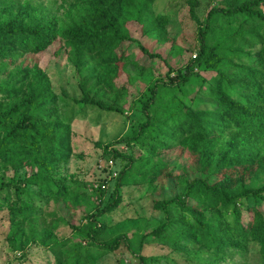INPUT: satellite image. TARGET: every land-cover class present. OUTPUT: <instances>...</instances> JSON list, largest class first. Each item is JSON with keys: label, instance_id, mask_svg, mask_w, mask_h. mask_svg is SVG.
<instances>
[{"label": "trees", "instance_id": "1", "mask_svg": "<svg viewBox=\"0 0 264 264\" xmlns=\"http://www.w3.org/2000/svg\"><path fill=\"white\" fill-rule=\"evenodd\" d=\"M155 1L0 0V210H7V246L20 258L32 244L62 249L68 242L56 230L67 226L79 234L73 238L79 236L85 253L71 263L62 258L55 264H98L104 255L121 246L131 249L134 242L138 251L158 244L190 263L240 259L264 264V0L213 6L202 19L200 2L185 0L198 45L194 57L175 71L137 38L167 40L169 16L154 12ZM58 2L62 12L53 7ZM55 44L80 77L76 104L123 113L134 103L128 97L144 88L137 96L143 119L129 134L97 144L121 168L114 178L106 176L83 189L59 173L72 155V116H61L58 106L68 97L52 90L37 64L25 63L27 55ZM125 44L163 61L165 74L146 73L129 60ZM120 63L123 72L128 64L135 68L132 79L119 82ZM202 72L212 73V79ZM132 80L142 83L139 89ZM175 150L193 157L199 176L187 181L180 195L152 201L163 218L149 231L140 226L141 218H129L105 238L111 230L106 219L122 202L123 188L153 190L161 176L171 175L164 153ZM102 171L110 173L106 164ZM110 180L113 189L107 193ZM90 194L94 206L83 212L82 228L58 210L49 212L47 220L35 205L44 197L76 209ZM162 258L140 255L139 261L160 264Z\"/></svg>", "mask_w": 264, "mask_h": 264}, {"label": "rangeland", "instance_id": "2", "mask_svg": "<svg viewBox=\"0 0 264 264\" xmlns=\"http://www.w3.org/2000/svg\"><path fill=\"white\" fill-rule=\"evenodd\" d=\"M198 1L200 2V7L197 9V15L202 19L211 7L231 3L235 0ZM237 1L240 2L242 0ZM184 2L185 0H156L152 5L156 14L163 13L169 16V23L166 26V42L157 43L150 36L137 35L138 41L144 48L151 53L158 54L161 60L166 59L168 66L174 71L184 66L189 58L194 57L196 54L195 48L198 45L196 24L189 17L188 6ZM53 7L57 9L59 2L54 4ZM58 12H62V9L58 8ZM123 47L126 55L129 56V60H133L140 68L142 67L146 70V73L150 72L154 76L165 74L167 65L160 59L150 60L141 54L135 44H125ZM64 53L65 50L63 48L59 49V46L55 44L38 55H27L25 63L37 64L49 76L52 90L59 96L64 92L68 97L65 102H60L58 106L61 116H72V155L68 164L59 169V173L62 176L73 179L83 189L86 188L85 186L94 183L93 181L103 179L106 176L109 179L114 178L121 168L122 163L104 155L102 148L98 147L97 144L103 146L129 134L132 128L143 119L141 112L138 110L139 102L137 96L144 88L142 91L136 90L137 94L135 97H128V101L133 99L134 103L131 106H129L131 103H128L129 105L127 104L123 108V113H106L90 106L76 104L73 100L81 98L78 86L80 77L74 72L73 66L67 63L66 53ZM135 73V68L130 64H128L126 72H123L122 63H120L118 73L120 77L118 80L119 82H124L128 77L132 79ZM201 75L208 80L212 79V73L202 72ZM132 81H135L133 84L139 89V80ZM116 148L129 152V149L124 146H117ZM164 159L169 162L171 175L161 176L156 181L153 190L147 186L123 188L122 202L110 214L109 219H106L110 222L111 230L105 238H110L118 233L116 224L129 218H141L140 226L149 231L155 226L157 221H161L163 218L162 214L152 209V201L180 195L185 183L199 176L192 168L194 166L193 157L184 151L175 150L164 153ZM109 160L112 161V165L107 164ZM104 164L108 166L109 174L102 171ZM19 173L22 174L23 170H20ZM8 175H11V173H8ZM112 189L113 181L105 185L107 193H111ZM30 190L34 193L37 192L35 188H30ZM94 199L95 195L90 194L88 200H85L76 209L63 204L61 200L57 204L52 201L48 202L44 197H41L40 200L35 199V205L41 210L47 220L49 212L58 210L59 215L64 216L69 222L80 224L82 228L85 225L83 212L90 210L94 206ZM69 201L71 202L70 198ZM7 231V210L3 208L0 210V264H55L57 260L62 258V261L71 263L76 257L85 253L84 245L80 242L79 236L77 239L73 238L74 235L77 237L79 234L71 232L67 226H60L56 230L57 237L62 241L64 239L68 242L62 249L55 252L32 244L27 247L24 252L25 255L20 258V253L11 252L7 246L4 238ZM131 246L133 250L121 246L116 251L104 255L100 258L98 264H141L139 261L140 255L155 258L167 256L175 264H196L194 262H185L181 255L171 253L167 248H163L158 244H145L140 251H138L135 242ZM164 257L160 259V264H169L168 260H166L167 257L166 259ZM233 264L244 263L240 259H235Z\"/></svg>", "mask_w": 264, "mask_h": 264}, {"label": "built area", "instance_id": "3", "mask_svg": "<svg viewBox=\"0 0 264 264\" xmlns=\"http://www.w3.org/2000/svg\"><path fill=\"white\" fill-rule=\"evenodd\" d=\"M107 164H108V165H112V161L109 160V161L107 162Z\"/></svg>", "mask_w": 264, "mask_h": 264}]
</instances>
